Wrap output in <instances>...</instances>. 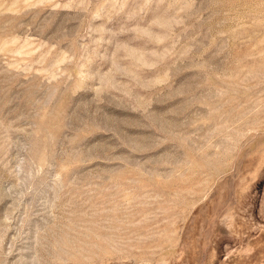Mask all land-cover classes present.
<instances>
[{
	"label": "rangeland",
	"instance_id": "374dc122",
	"mask_svg": "<svg viewBox=\"0 0 264 264\" xmlns=\"http://www.w3.org/2000/svg\"><path fill=\"white\" fill-rule=\"evenodd\" d=\"M0 264H264V0H0Z\"/></svg>",
	"mask_w": 264,
	"mask_h": 264
}]
</instances>
